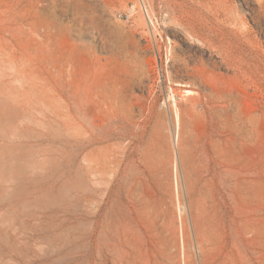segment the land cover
Masks as SVG:
<instances>
[{
  "label": "rangeland",
  "instance_id": "1",
  "mask_svg": "<svg viewBox=\"0 0 264 264\" xmlns=\"http://www.w3.org/2000/svg\"><path fill=\"white\" fill-rule=\"evenodd\" d=\"M0 264H264V0H0Z\"/></svg>",
  "mask_w": 264,
  "mask_h": 264
}]
</instances>
